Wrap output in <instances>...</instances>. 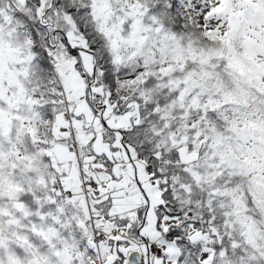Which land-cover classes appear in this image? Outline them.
Instances as JSON below:
<instances>
[{
	"label": "snow or ice",
	"instance_id": "snow-or-ice-1",
	"mask_svg": "<svg viewBox=\"0 0 264 264\" xmlns=\"http://www.w3.org/2000/svg\"><path fill=\"white\" fill-rule=\"evenodd\" d=\"M0 264H264V0H0Z\"/></svg>",
	"mask_w": 264,
	"mask_h": 264
}]
</instances>
